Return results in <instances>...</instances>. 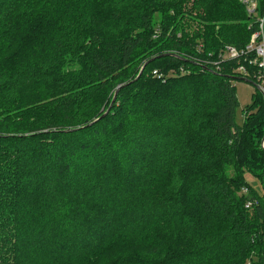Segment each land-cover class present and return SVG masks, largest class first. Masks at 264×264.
<instances>
[{"label":"trees","instance_id":"obj_1","mask_svg":"<svg viewBox=\"0 0 264 264\" xmlns=\"http://www.w3.org/2000/svg\"><path fill=\"white\" fill-rule=\"evenodd\" d=\"M26 1L0 0V53L19 5H28L32 23L36 6ZM257 2L258 14L250 16L240 0H98L96 9L83 0V9L76 5L55 27L36 24L17 59L0 68V104L16 103L35 85L60 97L63 110L26 113L17 122L0 111V264H75L81 254L104 255L115 246L106 229L117 226L118 238L129 240L139 258L105 264H264V193L247 178L264 189V98L257 91L238 124L239 60L221 59L226 47L246 48L259 30L264 0ZM160 10L163 21L153 28ZM190 12L196 16L191 31L179 21ZM21 38L10 45L18 48ZM158 39L178 49L149 58L140 78H130L136 50ZM190 47L199 52L190 54ZM190 158H197L189 186L199 225L184 212ZM225 166L237 178L221 176ZM52 179L60 185L53 187ZM150 179L162 183L154 201L169 196L172 220L182 225L179 242L177 233L168 242L156 240L170 220L165 208L113 211L129 200L126 190L139 196ZM102 214L106 222L99 225ZM49 226L47 243L59 250L65 241L52 234L56 228L82 235L68 255L44 252L41 237Z\"/></svg>","mask_w":264,"mask_h":264},{"label":"rangeland","instance_id":"obj_2","mask_svg":"<svg viewBox=\"0 0 264 264\" xmlns=\"http://www.w3.org/2000/svg\"><path fill=\"white\" fill-rule=\"evenodd\" d=\"M31 1L32 0H27L26 3L31 2ZM97 2H98V0H90L89 5L92 8L96 9L98 6ZM78 4H82V9L86 6L83 3V0H51L49 2H44V3H39L36 0H34V6H36V7L33 9L34 14L31 15L33 18L32 23L29 22V20H27V18H26L28 16V11H27L28 5H19V7L17 8V11H16L17 14H15L13 17L11 27H10V31H9V35H8V37L6 36L7 40H6L5 46H7V47H5L4 52L0 53V68L9 67L17 59V57H16L17 51L19 50V52H21L23 49L25 40L29 37V35L33 31L36 32V28H37L36 24H38V26L40 24H42V25L43 24H47V25L53 24L54 25L55 23L60 24V22L62 21L61 17H65L66 15H71V12L74 11V9H76V7H77L76 5H78ZM195 18H196V16L190 12V19L185 18V17H184V19H181L179 17V21L181 22L182 25H184L186 23L188 25H190V31H191ZM153 20H154L153 28L159 27L163 21L162 10H160L154 14ZM30 23H31L30 27L26 28V25L30 24ZM55 25H54V27H55ZM51 27H49L47 29H50ZM38 30H41V29L38 28ZM138 33L143 34L142 32H138ZM20 37H22V38L20 41L21 42L20 46L18 48L10 45L11 41H13L14 39H18ZM170 45H171V43L168 40H166V39L159 40L158 39L157 42L149 43L148 48H138L136 50V53H135L133 59H132L131 68H132L133 72H132L130 78L135 77L136 80L140 78V76L142 75L143 70L145 68L144 65L148 61L149 58L152 59L151 61H153L154 60L153 58H155V56L158 55L160 52L165 54L167 50H177L178 49V47L172 48V47H170ZM193 51L199 52V47L197 49L190 47V54H192ZM168 52H169L168 55H170V56H174V55L177 56L178 55V52H176V51H168ZM170 52H172V53H170ZM169 75L172 76L173 73H169ZM154 76H156L155 71H154ZM233 85L235 86L236 93L238 96V100L240 103V107L237 109V112H236V122L238 124H243L244 123L243 109H246L247 107H251L254 103L253 97L258 95L257 91H259L260 93H261V91L256 87L255 84H250V83L242 82V81H238V80H234ZM30 89L31 90L26 91L23 95L21 94L19 100L16 103L0 104V111L2 112V116H4V117L10 116V119H14V121L17 122V121H20V117L26 116V113L28 114V117H36V116H40V115L42 116L43 114H49L51 112V110H63L62 106H59V103L62 100L60 99V97L56 96L55 93L48 91L46 88L43 89V88L37 87L35 85L31 86ZM140 96L141 95L138 94V95H136V98L139 99ZM262 96H263V94H262ZM263 98H264V96H263ZM116 99H117V97H116ZM113 100H114V98H112L110 103H112ZM114 103L111 104V106L108 110L112 109ZM108 106H109V104H106V106H104V107L102 106V110L107 109ZM118 107H120V106H118ZM191 147H192V149L195 150L196 149V142H193L191 144ZM263 147H264V142H263ZM260 154L262 155V157H264L263 151H261ZM189 162H190V174H189L190 179L187 181L186 189L183 193V199L185 201L184 212L190 214L193 217V219L199 225L202 223V215L198 211L199 206L197 204V199L195 196L191 195L192 192H191L190 186H189V185H191V181H192L194 171L198 168L197 167V158H190ZM128 174L130 177H136V175H132V172H129ZM220 175L223 177L229 176L230 178H233V179L237 178L236 177L237 176L236 170H234L230 166H227V167L225 166V168L221 171ZM113 176H115V174ZM247 178H248V181H249L251 187L254 190L259 191L260 193H264V189L262 188L261 183L258 180H256L255 178H252L251 175H249V174L247 175ZM48 183H51L53 185V187L55 184L60 185L59 180H56V179H52ZM161 186H162V183L160 181L157 183V181L155 179H150L149 181H147V183H143V185L141 186L142 191H141V194L139 196L131 197L129 192L126 190V193L124 195L129 200H126L125 202L118 203L117 205L118 206L120 205L119 208L113 209V211L116 214L120 210H124L126 208H131V212L135 213L137 210H139L142 213V211L146 207L148 209H150L148 207V204L153 206L154 208H157L158 212H160L161 208H165V210H166L165 214L170 213V220L168 221V225H166V227L164 228V232L159 234V235L157 234L156 240L162 241L161 243L168 242L172 238V236L175 233H177V234H179L178 239H177V241L179 242L183 236L181 234V226L182 225L180 222H176V221L172 220L171 210L167 206V204H168L167 200L169 199V196L166 195L163 197V203L162 204L153 200L156 197L158 189ZM53 191H54V189L52 190V192ZM52 192H50L48 194V197H50ZM116 192H117L118 196H120V194L125 192V188L121 187V188L117 189ZM105 193H108V191ZM158 194H163V190L161 192H159ZM111 198L116 199L114 196H112ZM107 202H110V201L107 200ZM114 216L116 218V215H114ZM105 217L106 216L104 214H102L100 217L97 218V222L99 223V225L104 224L106 222ZM164 219L165 218H163L162 220H164ZM65 220H67V219H65ZM159 226H161V225H157L154 230L156 231L157 227H159ZM117 227H108L106 229L107 233H108L107 241L112 242L115 246L106 250L104 255H99L100 253L95 252L92 254L90 253L91 255H89V256H88L89 253L81 254L77 258L75 256H73L72 257L73 259L76 258L75 264H105L106 263L105 260H108V259L115 261V262L116 261L120 262V261H123L122 257L130 256V254H132L136 259H138L139 256L135 255L133 249H132V251H130V249H129V246H130L129 240L127 241V240H123V239L118 238L119 229ZM52 228L53 227L49 226L46 229H44L46 239L44 240L41 237V239L44 241L43 249H44V252L48 251V253H50L52 255H59L58 252L56 251V250H59V248L56 247V243L54 245L53 244L50 245L51 242H50V244L47 243L48 242L47 237H48L49 231ZM97 230H100L99 233L101 235H103L102 229H97ZM54 232H60V235L64 238V241H65L64 246L59 250L61 255L63 253H65L66 251H68L67 252V255H68V253H69L68 249L72 248V244H75L76 241L80 240V239H76V238H79L82 236V235L76 236L77 234L74 231V228H73L72 235H69V231L66 229V227L65 228H56L52 232V234ZM36 241H38V240H36ZM82 242H84V240ZM136 244H142L143 245V243H141V242L138 243L137 241L135 242V245Z\"/></svg>","mask_w":264,"mask_h":264},{"label":"built area","instance_id":"obj_3","mask_svg":"<svg viewBox=\"0 0 264 264\" xmlns=\"http://www.w3.org/2000/svg\"><path fill=\"white\" fill-rule=\"evenodd\" d=\"M240 1L246 6L250 16H257V0ZM257 23L259 30L252 36L246 48L239 50L233 46H228L221 55V59L222 61L238 59L239 66L235 69L237 76L253 82L264 96V16L258 18ZM216 64L218 65L219 63ZM246 64L255 71H251ZM155 74L158 75L157 71H155ZM158 76L162 77V75ZM249 206L250 204L247 205V207Z\"/></svg>","mask_w":264,"mask_h":264},{"label":"water","instance_id":"obj_4","mask_svg":"<svg viewBox=\"0 0 264 264\" xmlns=\"http://www.w3.org/2000/svg\"><path fill=\"white\" fill-rule=\"evenodd\" d=\"M166 56H167V55H166ZM174 56H176V55H174ZM235 80L249 83L248 80H245L244 78L235 77ZM119 89H120V88H119ZM119 89H118V91L116 92L115 97H114V100H113L112 103H114V102L116 101V97H117V94H118V92H119ZM104 116H105V115H104Z\"/></svg>","mask_w":264,"mask_h":264}]
</instances>
